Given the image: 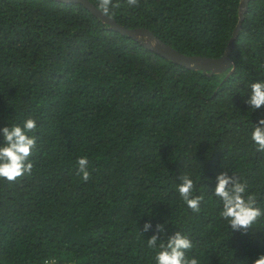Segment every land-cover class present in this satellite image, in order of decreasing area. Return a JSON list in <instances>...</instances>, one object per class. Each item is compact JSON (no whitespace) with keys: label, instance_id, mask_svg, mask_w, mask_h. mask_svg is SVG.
Masks as SVG:
<instances>
[{"label":"trees","instance_id":"16d2710c","mask_svg":"<svg viewBox=\"0 0 264 264\" xmlns=\"http://www.w3.org/2000/svg\"><path fill=\"white\" fill-rule=\"evenodd\" d=\"M240 1L113 0L106 15L217 58ZM230 58L224 72L187 68L80 3L0 0V126L37 124L31 173L0 178V264H155L148 238L176 231L201 264H254L264 255V149L249 133L264 106L246 100L264 80V0H248ZM220 173L253 198L260 215L247 227L220 215ZM185 176L195 210L177 191Z\"/></svg>","mask_w":264,"mask_h":264},{"label":"clouds","instance_id":"9594fccd","mask_svg":"<svg viewBox=\"0 0 264 264\" xmlns=\"http://www.w3.org/2000/svg\"><path fill=\"white\" fill-rule=\"evenodd\" d=\"M137 0H127V6L133 7ZM99 9L105 14H111V10L118 5L113 4V0H101ZM249 91L246 103L253 109L264 106V80H256L248 86ZM37 128L36 121L32 118L24 119L21 122L10 123L0 126V178L13 181L17 177L30 174L32 162L29 159L32 150L36 145V136L33 134ZM251 140L260 149H264V116L258 118L257 122L251 125L249 133ZM78 173L85 181L89 178V160L86 156L77 159ZM227 175L220 173L216 177L215 195L221 198L223 207L220 215L231 224L233 228L247 227L260 212L253 207V198L249 196L247 200L241 195L245 188L242 183L231 181ZM193 182L187 176L182 177V183L177 186L180 196L194 210L198 207L200 197L189 199ZM149 223H145L147 230ZM147 246L158 249L155 252V264H201L195 256H187V250L193 248V244L188 235L176 231L167 238L166 241L157 243V236L153 235L147 240ZM254 264H264V255L255 260Z\"/></svg>","mask_w":264,"mask_h":264},{"label":"water","instance_id":"95a60500","mask_svg":"<svg viewBox=\"0 0 264 264\" xmlns=\"http://www.w3.org/2000/svg\"><path fill=\"white\" fill-rule=\"evenodd\" d=\"M65 3H80L87 8L93 15L100 18L104 23L108 24L113 30L122 34H126L135 40H138L145 48L169 59L179 65L185 66L191 69L210 70L212 72H224L233 67V61L230 58V52L233 42L238 34L243 21V13L246 10L248 0L240 1V15L237 25L232 33L224 53L217 58H210L207 56L199 55H186L169 44L165 43L158 37H156L150 30L146 28H126L117 21L102 12L96 5L89 0H57Z\"/></svg>","mask_w":264,"mask_h":264}]
</instances>
